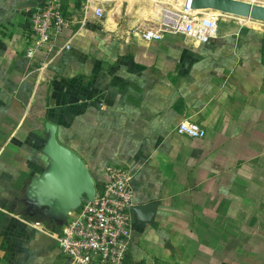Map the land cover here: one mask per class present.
I'll use <instances>...</instances> for the list:
<instances>
[{
	"label": "crops",
	"instance_id": "obj_1",
	"mask_svg": "<svg viewBox=\"0 0 264 264\" xmlns=\"http://www.w3.org/2000/svg\"><path fill=\"white\" fill-rule=\"evenodd\" d=\"M46 1L0 0V264L64 263L55 234L79 206L43 208L34 188L51 125L94 179L128 166L134 206L155 204L132 211L124 264H264V28L228 17L208 42L147 40L131 29L156 0H93L104 15L83 24L85 0H61L70 48L34 71L30 14ZM183 119L205 135L176 132Z\"/></svg>",
	"mask_w": 264,
	"mask_h": 264
},
{
	"label": "built area",
	"instance_id": "obj_2",
	"mask_svg": "<svg viewBox=\"0 0 264 264\" xmlns=\"http://www.w3.org/2000/svg\"><path fill=\"white\" fill-rule=\"evenodd\" d=\"M90 11L94 18H101L103 3L93 4V0H85L81 5V24L87 20ZM171 11L173 19L166 21L165 14L163 19L133 27L132 33L150 40L161 38L165 32H174L197 43L208 42L216 36L221 14L194 12L190 0L183 1L179 9ZM73 23L74 18L64 12L61 0H47L31 12L32 37L25 56L37 62L34 71L55 62L70 48L69 40L60 42L59 39L63 30ZM175 129L192 138L203 137L206 133L198 123L187 119L179 121ZM133 174L134 171L123 164H104L93 199L83 200L79 210L55 234L64 263L124 264L132 240Z\"/></svg>",
	"mask_w": 264,
	"mask_h": 264
},
{
	"label": "water",
	"instance_id": "obj_3",
	"mask_svg": "<svg viewBox=\"0 0 264 264\" xmlns=\"http://www.w3.org/2000/svg\"><path fill=\"white\" fill-rule=\"evenodd\" d=\"M192 9H214L222 13L242 16L264 22V4L248 0H190ZM51 167L46 176L36 180L42 207L52 205L66 212L80 207L85 199L92 200L96 192V179L88 170L84 160L71 148L59 143L55 137V126L51 125L47 142ZM155 208L154 203L133 206L136 218H147ZM67 264V263H64Z\"/></svg>",
	"mask_w": 264,
	"mask_h": 264
},
{
	"label": "bare ground",
	"instance_id": "obj_4",
	"mask_svg": "<svg viewBox=\"0 0 264 264\" xmlns=\"http://www.w3.org/2000/svg\"><path fill=\"white\" fill-rule=\"evenodd\" d=\"M172 1L173 2H176V5L177 4L179 5V3L181 4L183 1H186V0H172ZM159 3H160V1H158V0H156L154 2V5H153V8H152V11H151L150 15H147V13H145L147 15V17L152 18V19L158 21L161 18L163 19L162 16H165V14H166V17L168 18V19H166V21H169L170 19H173V17H174L173 11L168 10L167 7H164L163 4H160L159 5ZM158 8H159V10H158ZM158 11H159V13H158ZM193 11L194 12H202V13H207L209 11H213L216 14H224V13H222V12H220L218 10H214V9H193ZM238 17H239V19L242 22H244L246 24H249V25L262 26V24H264V22H261V21L255 20V19H251V18H247V17H242V16H238Z\"/></svg>",
	"mask_w": 264,
	"mask_h": 264
},
{
	"label": "rangeland",
	"instance_id": "obj_5",
	"mask_svg": "<svg viewBox=\"0 0 264 264\" xmlns=\"http://www.w3.org/2000/svg\"><path fill=\"white\" fill-rule=\"evenodd\" d=\"M169 3H170V7H169V9H171V10H177V9H179L180 8V3H179V5L177 4L176 5V2H173L172 0H167ZM248 1H251V2H257V3H261V4H264V0H248ZM160 2H162L161 0H160ZM161 3H159V5H160ZM158 10H159V8H158ZM146 11V12H145ZM144 12L145 13H147V15H150V13H151V11H152V9H150V10H145ZM148 11V12H147ZM149 13V14H148ZM158 13H159V11H158ZM235 18V19H237V17L238 16H235V15H231V14H221L220 15V19H223V18ZM238 19H239V17H238ZM260 27H263L264 28V24H262V26H260Z\"/></svg>",
	"mask_w": 264,
	"mask_h": 264
},
{
	"label": "trees",
	"instance_id": "obj_6",
	"mask_svg": "<svg viewBox=\"0 0 264 264\" xmlns=\"http://www.w3.org/2000/svg\"><path fill=\"white\" fill-rule=\"evenodd\" d=\"M96 179V181L98 180V178H95Z\"/></svg>",
	"mask_w": 264,
	"mask_h": 264
}]
</instances>
